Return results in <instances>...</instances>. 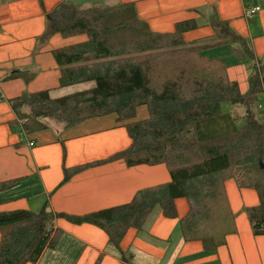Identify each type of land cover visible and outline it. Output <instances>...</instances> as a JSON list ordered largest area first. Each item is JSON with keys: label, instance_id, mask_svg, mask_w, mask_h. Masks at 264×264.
Returning a JSON list of instances; mask_svg holds the SVG:
<instances>
[{"label": "trees", "instance_id": "obj_1", "mask_svg": "<svg viewBox=\"0 0 264 264\" xmlns=\"http://www.w3.org/2000/svg\"><path fill=\"white\" fill-rule=\"evenodd\" d=\"M207 25L212 35L197 43L182 39L184 31L197 26L195 21L177 22L172 32L156 33L130 4L78 9L60 1L46 12L42 38L54 33L85 36L81 42L52 50L58 86H83L58 97L48 90L21 93L9 100L11 124L18 121L31 132L44 129V120L62 128L110 113L118 121L128 120L136 106L144 105L147 117L124 124L129 145L111 158H120L127 166L163 164L169 181L136 190L126 203L82 215L54 213L45 203L37 212L0 211V264L34 263L55 242V218L97 226L123 258L119 243L125 231L141 230L155 209L164 217H175L173 201L178 197L188 205L177 221L182 240H197L203 251L213 252L235 231L223 182L238 181V172L250 176L238 186L252 189L258 199L256 205L244 208L251 233L264 236V121L256 109L264 87V59L256 58L248 42L216 14ZM230 43L238 44L233 53L250 70L243 94L227 79L226 64L203 54L212 46L231 48ZM15 76L28 81L33 74L18 71L0 80ZM235 106L240 113L234 112ZM220 116L217 124L233 129L203 138L199 126ZM77 169L64 168L62 181ZM10 184L0 182V191Z\"/></svg>", "mask_w": 264, "mask_h": 264}, {"label": "crops", "instance_id": "obj_2", "mask_svg": "<svg viewBox=\"0 0 264 264\" xmlns=\"http://www.w3.org/2000/svg\"><path fill=\"white\" fill-rule=\"evenodd\" d=\"M60 1H69L78 9L130 4L137 17L156 33L172 32L177 22L193 20L197 26L184 31L182 39L197 43L212 35L207 21L216 14L248 42L256 58L264 59V0H0V79L18 71L33 74L28 81L19 76L0 80V182H11L0 191V211L37 212L45 203L54 213L82 215L126 203L136 190L169 181L163 164L127 166L122 159L111 158L129 145L124 124L147 117L144 105L136 106L128 120L118 121L110 113L66 128L44 120V129L31 132L24 131L18 121L11 124L10 99L39 90H48L52 96L64 88L58 86L59 71L52 50L85 39L84 35L62 37L58 33L42 38L45 14ZM251 7L257 10L245 14ZM230 45L208 47L203 54L223 61L227 79L243 94L250 70L233 53L238 44ZM73 86L77 85L65 88ZM257 99H262L261 93ZM261 113L264 121V111ZM220 118L199 126L203 138L233 129L221 128L217 124ZM74 167L78 169L62 181L63 169ZM223 187L234 213L235 231L213 252L203 251L197 240H182L177 221L188 205L178 197L173 201L175 217H164L155 209L141 230L130 227L125 231L119 243L123 258L97 226L55 218L54 244L45 247L34 263L24 264H264V236L251 233L244 212L245 207L257 204L256 193L239 187L234 178L226 179Z\"/></svg>", "mask_w": 264, "mask_h": 264}, {"label": "rangeland", "instance_id": "obj_3", "mask_svg": "<svg viewBox=\"0 0 264 264\" xmlns=\"http://www.w3.org/2000/svg\"><path fill=\"white\" fill-rule=\"evenodd\" d=\"M97 3H102V2H97ZM81 85H77V86H73V87H64V88H60L59 89V91L57 92V93H55V94H51L52 96H54V97H56V96H61V95H64V94H66V93H69V92H71L72 90H74V89H76V88H78V87H80ZM261 95L263 96V91L261 92ZM240 111L241 110H239V108L237 107V106H235V110H234V112H236V113H240ZM262 111L261 110H258V112H257V115L261 118V116H262V113H261ZM262 119V118H261ZM238 174H241V173H237L236 174V178H237V180L238 181H236L237 183H239V182H241V183H244L245 181H247V180H249L250 178V176H248L247 174H241V175H239L238 176ZM245 212V214H246V211H244ZM247 217V216H246Z\"/></svg>", "mask_w": 264, "mask_h": 264}, {"label": "built area", "instance_id": "obj_4", "mask_svg": "<svg viewBox=\"0 0 264 264\" xmlns=\"http://www.w3.org/2000/svg\"><path fill=\"white\" fill-rule=\"evenodd\" d=\"M256 10H257V8L254 7V8H250L248 10H245L244 13L248 15V14H252ZM262 91H263V96H262V99L256 104V109L264 111V87H263Z\"/></svg>", "mask_w": 264, "mask_h": 264}]
</instances>
